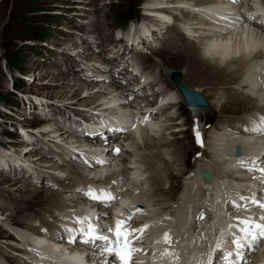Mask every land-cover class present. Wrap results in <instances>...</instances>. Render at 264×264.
I'll use <instances>...</instances> for the list:
<instances>
[{"label":"rangeland","instance_id":"rangeland-1","mask_svg":"<svg viewBox=\"0 0 264 264\" xmlns=\"http://www.w3.org/2000/svg\"><path fill=\"white\" fill-rule=\"evenodd\" d=\"M6 1L0 0V250L5 252L8 256L19 258L17 252H23V250L18 249L16 247L17 245L14 243H11V245L10 242L8 243L7 241L2 240L7 238L13 240V238H15L14 235H7L8 233L5 234L6 231L24 232V230L27 229L25 226L29 225L35 226V228L38 229L39 227L41 229H44L42 227L44 224L40 225V221L38 220L39 215H37V213H45V209L43 208L47 207L45 204L48 203L45 201L47 199L46 196H51V190L54 191L55 189H57L58 191H61L59 193H53L55 196L58 195L63 198L62 200L58 201V206H60L57 209H54L58 214H64L68 212V210H65L68 203L70 205H74V203L68 201V199L77 200L78 204L83 205L84 197L81 198L82 193L78 191V188H73L72 190H68V188L62 187L60 188L59 185H61V183L58 181H54L52 177L47 179V181L49 182H42V177L35 178V181L31 180L34 179L33 175L31 179H26V175L30 176V170H28L26 166H24L23 164H19L18 166L17 162H11V160L4 161L2 156L4 155V158H6L7 155L18 157L19 163H22L21 160H33V162L36 163H33L34 165H39L45 168V170L47 169L46 173L49 172V175L54 176L56 174L57 176L54 177H59V174L57 173L59 172V167H56V165L61 163L66 164V162H63L59 157H53L52 159V156L43 154L44 152L41 149L32 147L33 144L31 143H36L37 139L40 138L41 140L53 145L54 143H56V141H60V144L56 143L57 146L59 145L61 147H64L65 145L66 147L65 140L67 139L65 138L66 134L63 133V131L66 130L68 133V130H73V126L70 127V125H68L69 123L68 121H65L64 115L66 117L69 114L73 118V120L82 121L81 119L83 118V116H81L82 118L80 119H76V115H83L86 112L92 111L95 104H90V101L93 102L98 98L97 96H88V93L91 90L94 91V89L101 86V80L104 81L103 77H94L92 76V74H90V78L86 77L87 74L91 71H88V73L84 76L82 74V72L84 73L85 71L83 69L84 65L81 66L80 64V66H76L78 64V61L83 60L85 64H88V62H90L91 60L94 61L95 59H99L100 61L97 63H101L100 65H105L107 63L106 57H108V55L104 53V51H107L109 45L114 44L115 38H118V36L116 35L118 33H122L123 31V34H121V36L119 37L122 38L123 35L125 36V34L128 32L132 34L141 32V29L143 30V28L139 26V21H142V18H144L143 15L147 14L148 11H146L147 9H145L146 7H144V0H91V2L84 0H13L12 2V0H10L8 3ZM162 1H166L167 3H174L173 0ZM252 1L262 3L261 0H244L239 4L236 3V5L238 7L244 6L247 8L249 7L250 2L253 4H257ZM166 2L165 5H167ZM82 4L88 5V7H83L81 6ZM173 10L178 15H181V13L175 11L179 10L178 8L174 7ZM79 11H81L80 14L75 13ZM131 12L137 13V16L132 18L127 17ZM126 17L128 20L125 22L123 20ZM236 18L234 20H236ZM169 19L171 20V22H166V27L170 26L172 23V18ZM229 22L232 24L238 23V25H240L239 22L241 21L233 22L229 20ZM222 23L224 24V26H228L224 21ZM135 28L136 31L134 32ZM168 31H170V29H168ZM262 33L263 32H261V34ZM167 36L168 35L164 33L163 37L166 38ZM116 40L120 41L121 39ZM148 40H151V42L153 41L152 38H148ZM160 41L161 39L157 40L156 42L153 41L155 42V46L152 47L153 52L150 46H145V50L148 53H143L144 60L140 55H138L139 52H137V49H133L132 54H130L131 56L137 55L136 59L134 60L141 65H143L146 61L149 62V69L152 72L151 75L152 77H154V79H165L160 74L161 67L159 68L158 66L160 60L162 62V65H167L171 68L179 69L181 70V73H184L187 65L186 62L188 61L182 56H179L176 59H172V57H174L176 53L174 52L175 54H173V50L169 51L163 49V46L165 47L166 45H164ZM96 43H99V48L95 47ZM115 43L119 45L120 48H122L123 44L117 41ZM85 46L86 48H84ZM236 48L237 46L234 49ZM89 49H91L92 51H89ZM157 50L161 52H157ZM122 54L124 55V53ZM65 55L67 57L75 56L79 59H77V61H67V67H64V60H60L64 59ZM10 59L16 60L17 63L15 64L17 66L13 63H10L9 61H6ZM183 66L185 67L183 68ZM153 67H156L157 69L154 68L153 70ZM47 69L48 71L45 72V70ZM50 71L53 72V74H49ZM126 71L127 70L122 69L121 71H119V74L123 75ZM95 73L99 74L98 71H95ZM102 73L106 72L102 71L101 74ZM109 73H111V71H109ZM128 73L130 74L131 71H129ZM54 78L59 81L54 80ZM118 79V72H115V77L111 78L109 75L107 81L116 82H113L112 86L109 85L110 82H107L108 84H105L109 85L112 88H115L114 91H117L119 87H116L117 85L114 87L115 83H119L122 86V83H124L123 80H125L122 79L118 82ZM88 83H90L91 86ZM94 83L100 84L95 85ZM165 83L160 82L158 84H161L162 87L165 88ZM105 84H103L102 86H106ZM166 84L168 85V83ZM48 86L54 87V90L67 89V91L63 92L62 97L58 98V96L55 95V92H51L50 89L47 88ZM86 86L88 87L86 88ZM169 87L172 88L170 84ZM237 87L238 86H236L235 88ZM72 92L74 93L72 94ZM226 92L227 91H225L224 94L220 93V95L224 96ZM238 92L240 93V91ZM113 93L116 94V92ZM78 94L79 96H77ZM223 100L224 98L220 99L218 104H220V102H223ZM75 101L77 102V104H73V106L70 105ZM250 101L247 104L246 111L253 110L255 108L253 104L254 99H251ZM42 104L49 105L51 107L53 106L55 108L57 107L59 108V111H44L42 110L44 106H40V109H36L39 105ZM118 104L119 102H114V105L111 104L112 107L109 108L115 109V105L117 106ZM181 107L182 108L177 107L172 110V113L178 112V116L174 117L172 120H168L170 122L167 125V127H170L169 129H165L166 125L164 123H160L161 127L159 126V135H157L156 137L149 136L146 140L152 144H157L158 149H156L161 153V160L163 162L156 161L155 167L158 165L156 168L160 166V170L162 169L161 171H159V173L153 170H150L148 172L146 171L145 181L142 183V191L141 194H139V198L142 196L141 198H146L150 201V203H154L149 207L151 208V210L157 212L163 210V207L167 206V204H174L171 207V210L173 208V213L181 209V207V212H183L186 206H191V203L188 202L193 198V192L196 191L195 189H193L192 192L190 191L191 186L194 183H192L191 181L193 179H195L196 182L198 181L197 177H193V175H195V167H192L193 165L197 164L195 162L202 163L205 161V164H207V160L208 162H210L207 164L210 170H216L217 173L219 171V166L217 168V165L212 162L215 157L210 156V150L208 151L207 149L209 145H211L210 143H213L215 140L213 139L212 135V137L210 138L211 142L206 148L207 152L201 155V159H199L200 157L196 158V155L193 156L194 152L198 149L191 142V133L194 136L199 134V129L197 128V126L200 125V122L203 123V126L211 121L214 123L217 122L216 129H218L223 125L219 122H223L222 120L226 116H237L236 114H232L233 112H231L230 109H227L228 107L224 108L225 112H219L218 110H214L215 112H211L206 111L205 109H200L202 112H198L197 120L195 121L192 119L190 111L185 109L183 105ZM169 113L171 114V112ZM62 118H64V123H62L61 121ZM51 130L55 131L51 132ZM145 131L146 130L143 128L142 134H145ZM48 132H50L49 136H47ZM162 132L165 133L164 139L172 144L168 145L160 141L159 138L161 137ZM51 133H53V135ZM59 133H61L62 135H59ZM146 133L148 134L147 131ZM211 134L213 133L211 132ZM71 136L73 137V134H71ZM71 136H69V138ZM69 138L67 141H69L70 143ZM26 144L29 145L27 146ZM39 144L41 143L39 142ZM141 147L142 149L138 152V154L139 157H143V159H149L150 155H152V152L156 150L154 148L151 150V152L145 147ZM58 149L63 150L60 149V147ZM213 150L214 149L212 147L211 151L213 152ZM35 154H43L44 156H36ZM42 157L44 158L42 159ZM129 159L130 157H127V161H129ZM217 160L220 161L221 159L219 160L217 158ZM76 161L80 163L81 160L79 161L76 159ZM164 162H166L167 164H165ZM81 165L83 164L81 163L78 166L74 165L73 168L77 167L78 170L84 171L85 168L83 169V166L81 168ZM128 165H131V163L129 162ZM145 165L146 164H144V166ZM16 170H27L28 172H25V175H19L15 174ZM221 170L222 169H220V171ZM66 171L68 172L69 170L65 168L64 172H62L64 174L63 177L59 178L63 179L65 177V174L67 173ZM189 171H191V176L193 177H191L192 179L187 177L181 178L183 174L185 176L189 175ZM155 172L160 176L162 175L161 177L163 178V189H157L158 186L153 183V180H151V177L155 174ZM64 181L67 182L66 180ZM2 187L12 188L13 197L11 196L9 198L8 194L2 190ZM154 191L157 194L155 197H153L154 195H152V192ZM145 194H147V196H145ZM197 196L198 193H196V197ZM64 198L66 200H64ZM155 198H162L163 202L156 205L154 201ZM23 200H25V202H23ZM177 202L178 204H176ZM34 214V219L23 217L24 215L32 216ZM9 217L14 218L16 222H13V220ZM43 218H45L49 222L47 223L48 228L46 230H50L51 228H53L51 224L57 226L59 222L62 223L58 216L53 217V215H45ZM20 234L21 233H19L18 235L20 236ZM22 235L24 236V234ZM19 243L20 242L18 241L17 244ZM261 246L262 244L256 246V249L258 251H255L257 253L262 251L260 248ZM261 253L264 255V251H262ZM6 259L5 256L0 255V260L3 262V264H5L4 261H7ZM6 263L10 264L9 262Z\"/></svg>","mask_w":264,"mask_h":264},{"label":"bare ground","instance_id":"bare-ground-1","mask_svg":"<svg viewBox=\"0 0 264 264\" xmlns=\"http://www.w3.org/2000/svg\"><path fill=\"white\" fill-rule=\"evenodd\" d=\"M84 1H90L91 2V0H84ZM173 1H174V3H171V2L167 3L166 1H162V0H144L143 4H144V7H146L145 9H147L146 11H148L147 12L148 15L144 14L143 15L144 18H142V21H140L139 26H141L143 28V30L141 29V32H138L137 34L136 33L132 34V33L128 32L125 34V36L123 35L122 38H119V37L115 38V42L117 41L119 43L120 42L124 43L123 48H120L119 45H117L114 42V44L108 46L109 49H107V51H104V53H106V54L109 52L112 54V58L106 57L107 63L111 64L112 66L114 64H116L115 70L113 68V71H111V73H109V75L111 78H113V77H115V72L119 73V71H121L122 69H125L127 71L122 75L123 77H121V78L125 79L127 77L126 75H129L128 67L125 66L123 68V65L120 66L119 65L120 61H119L118 57L122 53H124V55H128L129 53L132 54L133 49H137V52H139V50H142V48H143V47H141L142 45L143 46L148 45V46L154 47L155 42L157 40H160V39H161L160 42L163 43L164 45H166L165 47L163 46V49H166L169 51L173 50V54L176 53V55L174 57H172V59H174V58L176 59L179 56L184 57L188 61V62H186L187 65L185 63V65H186L185 72L181 73V70H179V69H176V70H179L181 78L188 88L201 92L204 95V97L209 101L208 103H209L210 107L206 108L205 110L211 111V112H213L214 110H216V111L218 110L219 112H225L224 108L228 107L227 109H230V111L233 112L232 114L237 115V116L228 115L223 120L221 119L223 122H219V123H221L223 125H222V127L215 130L217 135L213 136V139H215V140L213 143H210L214 149L213 151H214L215 156H217L218 158L219 157L221 158V160L219 159L220 161H218V160L216 161L215 159L214 160L212 159L213 160L212 162H214V164L217 165V168L219 166L218 173L220 174V177H222V178L227 177L226 181L228 182L227 183L229 185L228 187L232 188L231 193H234L235 185L237 183H241V181L244 180V178H241L238 175H234V172L237 171L236 169L230 168L229 171H226V170L220 171V169H222V166H224L225 163L226 164L231 163V161H232L229 158L224 159V157L226 156L227 148L232 144H237V142H243L242 141L243 139H253L254 140V141H244L243 142V144L246 145V150H249L252 148L255 149L256 147H264V134H260L258 137H254V136L249 135V134H253V132H249L247 130L248 128H250L252 126L254 121L259 122V118L261 116H264V104L261 103V99L263 98V100H264V80H262V79H264V32L261 34L262 31L259 30L262 25H260L258 23L253 24L251 21L243 19V18H245L243 12L249 14V12H248L249 7H247V8L244 6L238 7L236 5V3L231 4V0H216L217 4H215L216 6L221 7L222 9L229 7V6L232 7L231 8L232 10L226 9V10H222V12L219 13L220 15L227 18V19H222V20L225 23H227L226 25H228V26H224V24L222 22L220 23V21H221L220 17H214V16L210 15L209 13H207V10L209 9V7L212 6V1H214V0H173ZM261 1H262V3L258 2L259 4L257 2H254V1H252V2L257 3V4H254L253 6L259 7L262 11V10H264V0H261ZM165 2L167 3V5H165ZM162 3H164V4H162ZM191 4H193V5H191ZM244 4H245V2H244ZM156 5H160V6H163L165 8L162 10H159L155 7ZM81 6L88 7V5H83V4ZM172 7L178 8L179 10H175V11H177L178 13H181V15H178L177 13H175ZM193 9H195V10H193ZM230 12H232V13H230ZM75 13L80 14L81 11L75 12ZM157 14H158V17L155 16ZM177 15H178V17H177ZM160 16L163 19L168 18L167 20H170L169 18H172L171 25L166 27L165 26L166 21L163 20ZM232 16H234V17H232ZM236 17L238 18V20ZM235 18H236V20H234ZM229 20L233 21V22L234 21L235 22L241 21V22H239L240 25H238V23L237 24L230 23ZM213 24H214V28H216V29H211V28L207 27V26L213 25ZM244 28H247V29H244ZM165 29H166V31H165ZM168 29H170V31H168ZM135 31H136V28L134 29V32ZM164 33H166L168 35L166 38L163 37ZM148 38H150V39L152 38L153 41H155V42H153V41L151 42V40H148ZM116 39H121V40L119 41ZM123 39H124V41H123ZM98 44L99 43L95 44L96 48H99ZM236 46H237V48L234 49ZM84 48H86V46ZM127 48L129 49V51L126 53L125 51ZM121 49H123L124 52L122 51V53L120 54ZM151 50L153 52V48ZM158 50H157V52H161ZM89 51H92V50L89 49ZM138 55H140L142 57V59L144 60V54L142 53V51H140L138 53ZM77 59H79V58H76L75 56L67 57L65 55L64 59H62L60 61L64 60V63H65L64 67H67L66 66L67 61L68 62L75 61V60L77 61ZM103 61H105V60H103ZM97 62H99V59H95L94 61L91 60L90 62H88V64H85V62H83V60L82 61L80 60V61H78V64L76 66H80V64H81V66L84 65L83 69L85 71H84V73L82 72V74L84 76L88 73V71H91L87 74L86 77L90 78V74H92V76H94V77L95 76L97 77L98 73L96 74L95 71H98L101 67H107V64H105L106 66H101ZM158 66H159V68L161 67L160 68L161 76H163L165 78L164 70L169 69L171 67H169L167 65L166 66L162 65L161 60L158 64ZM184 67L185 66H183V68ZM154 68L157 69L156 67H153V70H154ZM83 69H82V71H83ZM172 69H175V68H172ZM46 71H48V69L45 70V72ZM149 73H151V71ZM49 74H53V72L50 71ZM157 74H159V73H157ZM102 75H106V73H102ZM133 77H137V76L133 75ZM54 80H57V79L54 78ZM103 80L104 81L101 80L102 85L105 84V82H110L109 85L112 86V83L116 82V81H107V79H103ZM120 80L121 79H118V82ZM165 80L168 81L166 78L165 79H162V78L161 79H157V78L152 79V81L149 82L147 84V86L152 87L154 85H157L160 82L165 83L166 82ZM57 81H59V80H57ZM57 81H55V82H57ZM68 82H70V81H68ZM166 83H168V85ZM166 83H165L166 87L164 88V89H166L165 90L166 96L167 97H175V98L179 97V102L177 101V103L175 105H177V107H179V108H182L181 107L182 104L179 105L181 103L180 95H178L177 92H175L173 90V87L172 88L169 87V84L171 85V83L169 81ZM88 84L91 86L90 83H88ZM99 84L100 83H96L95 85H99ZM118 84L115 83L114 87L117 85L116 87L121 88L122 86L120 84L119 85ZM102 85L99 86L98 88L94 89V91L91 90L88 93V96H92V97L97 96L98 98L93 102L90 101V104H95V106H93L92 111L86 112L83 115L82 114L76 115L77 116L76 119H80V118H82L81 116H83V118L81 119L82 121L73 120V118L69 114L66 117L64 115L65 121H68V123H69L68 125H70V127L73 126L72 127L73 130H71V129L68 130L69 131L68 133L66 130L63 131V133L66 134L65 138L67 140H68L69 136H71V134H73V137H74L78 133H81V132L82 133L83 132L94 133L95 131L100 130L106 126V124L103 123V121H101L100 118L104 117V116L109 118L111 111H109L107 108L112 107L111 104L114 105V102L115 103L119 102V104H120V101H119L118 97H115L116 94H114L112 92V91H114L115 88H112L106 84H105L106 86H102ZM253 85L256 86V88H257L256 91H253L254 90V88H252ZM88 86H86V88ZM163 86H164V84H163ZM236 86H238V87L235 88ZM47 88L50 89L51 92H55V95L58 96V98L62 97L63 92L67 91V89H58V90L56 89V90H54V87H52V86H48ZM169 90H172V91H169ZM235 90H236V92L240 91V93L239 92L236 93ZM225 91H227V92L224 96L220 95V93L224 94ZM73 93L74 92H72V94ZM156 94H158V92H156ZM251 95H254V97ZM77 96H79V94ZM222 98H224L223 102H220V104H218L220 99H222ZM251 99H254L253 104H254L255 108L253 110L246 111L247 104ZM92 100H94V99H92ZM149 103H150V101L147 100V101L143 102L140 106L144 107V106L148 105ZM73 104H77V102L76 101L72 102L70 105L73 106ZM119 104L117 106L115 105V107L116 108L118 107L120 109L123 106H125V105H119ZM171 104H173V103H171ZM40 106H44V108L42 109L44 111L45 110H47V111L50 110V112H51V110H53L54 112L59 111V108H57V107L55 108L53 106L51 107L49 105H44V104L39 105L36 109H40ZM172 106H174V105L165 106L162 109L164 119H162L161 124L164 123L166 125L165 129L170 128L169 126L167 127V125L170 123L168 120H172V117L169 114L164 115V113L169 112L171 110ZM211 107H212V109H211ZM196 111L200 112L201 110L196 109ZM68 112H69V110H68ZM158 114H159V111H152V112L148 113V115L152 118L156 117ZM214 114H216V113H214ZM64 118H62V120H61L62 123H64V121H63ZM97 119H98V121H97ZM135 122H136V128L130 132L129 138H134V133L138 134V132H140V135L142 136V129L143 128L147 131V129L145 127L142 128L139 125L138 120H136ZM161 124L157 123L154 119L152 121V126L160 128ZM54 131L51 130V132H54ZM146 131H145V134H147ZM49 133L50 132H48L47 136H49ZM61 133H59V135H62ZM51 134L53 135V133H51ZM44 135H46V134H44ZM164 138H165V133L163 132L161 137L159 138L160 141H162L164 144L165 143L168 145L172 144V143L166 141ZM69 139H71V137ZM85 139H87V138H85ZM67 140H65L66 147H65V145H64V147L67 149L68 154H69V151H71L72 154L79 156L81 153L78 150H69L68 144H71V143H69V141H67ZM39 142L42 145L39 144ZM72 142H73V140H72ZM135 142L136 141H134V143ZM249 142H251V143H249ZM31 144H33L32 147H34L36 149H41L44 152L43 154H47V155L52 156V159H53V157L58 156V153L60 151L58 149L59 147H60V149L64 148V147H61L59 145L57 146L56 143H54V145L49 144L48 142H45V141L41 140L40 138L37 139L36 143H31ZM243 144H242V148H243ZM26 145L28 146L29 144H26ZM40 146H41V148H40ZM143 147H145L147 150L151 151L152 149L157 148V144L155 145V144H152L148 141H145L143 144ZM141 149H142V147L139 145V147L137 148V153L139 151H141ZM157 149L153 152L151 151L152 155H150L149 159H145V158L143 159V157H140V159H141L140 163L146 164L145 166H144V164L141 165V166H143L142 168L144 169L145 172L153 170V171H156L157 173H159V171L162 170V169L160 170V166L158 168H156L158 165L155 167L156 161L163 162L161 160V153ZM243 151H245V148H243ZM210 153H211L210 156H214L213 152L211 151V148H210ZM43 154H37V155L38 156H44ZM105 154H108L109 157L112 155V154H110V152H106ZM30 155H31V153H30ZM127 157L128 158L130 157L129 161H127ZM2 158L4 161L5 160H11V161L13 160L12 162H14V161L17 162L18 166H19V164H23L24 166H26V168H28V170L31 171V172L29 171L30 176L26 175V177H27L26 179H31L32 175H33L34 179L42 177L43 178L42 182L43 181L49 182V181H47V179L52 177V179H54V181H58L61 183V185H59L60 188L61 187L62 188H68V190H72L73 188H79L80 186H82L80 188H85L86 183H84L83 185H80L81 180H85V178H86L84 171L78 170L77 167L73 168L74 165L78 166L81 163L83 164V168H84V163L80 160H79L80 161V163H79L74 158L72 160V158H69V157L64 158L61 156L60 158H62L64 160V162H66V164L65 163L57 164L56 167H59V172H57V173L59 175L63 174L62 172H64L65 168L67 170H69L68 172L66 171L67 173L65 174V177L63 179H61L59 177H54V176L49 175V172L46 173L47 169L45 170V168H43L39 165L38 166L34 165L36 163L33 162V160H29V159L24 160V161L21 160L22 163H19L18 162L19 158L12 156V155L11 156L7 155L6 158H4V155H3ZM43 158L44 157H42V159ZM111 158L113 161H112V163H107L109 166L106 164V165L100 166V167L89 168L88 170H85V171L87 173H95L93 171H96L99 178H108L109 177V178H114V179L118 180L120 178H123L124 174L127 176L130 175L128 168H126V167H128L127 165L129 162L132 164V161H134L135 165L138 164V158L135 159V156L131 152L130 153L129 152H122V153L118 154V156L113 154L111 156ZM248 159H250V157ZM29 161L32 163H30ZM164 163L167 164L166 162H164ZM206 163L208 164L210 162H208L206 160ZM120 164L122 165V167ZM207 164H205V161H204L202 163L195 164L196 167L193 165L192 168H194V167L196 168L195 169L196 175H197V170H200V169H206L208 171H211L208 168ZM0 166H1V164H0ZM4 166H5V164H4ZM9 167H10V165H9ZM136 167H138V166L136 165L135 168ZM81 168H82V166H81ZM233 168H236V167H233ZM56 169H58V168H56ZM112 169H117V170L111 171ZM100 171H105V172L100 173ZM1 172H2V170H1ZM25 172H28V171L27 170L26 171H24V170L23 171H17L16 170L15 174L25 175ZM156 172L151 177V180L154 181L153 183L155 185H157L158 186L157 189L160 190V189H163L162 188L163 178L161 177L162 175L160 176ZM189 172H190L189 175L185 176L183 174L181 176V178L187 177V178L192 179L193 177H195V178L198 177V175L197 176L193 175V177H192L191 171H189ZM223 172H226V174L224 175ZM238 172H240L242 174L241 170H238ZM228 177L229 178L231 177L232 180H234V181H229ZM64 180H66L67 182H65ZM193 180L191 182L196 183V180L195 179H193ZM86 182L88 183L90 181L87 180ZM137 183H138V180H137ZM137 183H135L133 185H134V188L139 190L137 192V194H138V193H141V190H142L141 184L142 183H140V184H137ZM260 184H262V183H260ZM238 187H240V185H238ZM60 188H59V190H60ZM2 190L8 194L9 198L12 196V193H13L12 188H3L2 187ZM190 191H191V189H190ZM59 192H61V191H58L57 189H55L54 191L51 190L50 191L51 196H49V197L46 196L47 199L45 201L48 203L45 204L47 207L43 208V209H45V211H44L45 213L44 214L37 213V215H39L38 220L40 221V225L44 224L42 227L45 230L48 228L47 223H49L45 218H43L45 215H53V217L54 216L59 217V219L62 221V223L59 222V224L57 226L56 225L54 226L50 223L51 226H53V228H51V229H56L58 232L60 231L59 230L60 225H63V224L67 225V223L72 222L70 217H69V212L64 213L65 212L64 211L63 212L64 214H61V213L58 214L54 210L55 208L57 209L60 206V205L58 206V201L63 199L60 196H58V195L55 196L53 194V193H59ZM65 192H69V191H65ZM137 194H135L136 195L135 197H131V199H135L138 201L139 195L137 196ZM152 195H154L153 197H155L157 194L154 191V192H152ZM145 196H147V194H145ZM185 196H186V194H185ZM141 197H140V202H141ZM64 200H66V199L64 198ZM68 201H70L74 204H77L78 209L86 208V209H94L95 210V208H96L95 204L89 203L88 207H86L87 204L84 203V205L82 207V206H80V204H78L77 200H69L68 199ZM154 201L157 205V204L162 203L163 199L162 198H155ZM23 202H25V200H23ZM194 202H195V200H192L193 204H194ZM141 203L143 204L142 208H143V206H146V204L144 202H141ZM152 204H154V203H152ZM73 206H74L73 204L70 205L68 203L65 210H67L68 208L73 207ZM149 206H151V203ZM172 206L173 205H167V206L163 207V209H166L170 214H172V212H173V208L171 210ZM97 209H99L98 206H97ZM181 209H182V207H181ZM160 212H156V213H160ZM192 213H193V211H192ZM224 214H225V211H224ZM13 215H14V213H13ZM34 216H35V214L32 216L24 215L23 217L28 218V219H34ZM102 216H106V215H102ZM10 219H12L13 222H16L14 220V218H10ZM146 219H147V217H146ZM178 219L181 222V223H179L180 226H184V222L186 224L184 213L179 215ZM53 220H55V219H53ZM56 221H59V220H56ZM25 227L29 230H32V233L34 235H33V237H31L32 236L31 235L30 239H33V242L40 244L42 247L51 248L49 246V244L43 245V242L36 241V240H42L43 239V238L38 236L40 233V230L35 231L36 228H35V226H32V225L31 226L30 225L25 226ZM27 229H25L26 231L24 230L25 234L31 233V231H28ZM5 234L14 235V237L16 239L13 238V240H11V239L7 238V239H2V240L8 241V242L14 243V244L18 243V241H19L18 239H20V238L17 234H15V232L6 231ZM58 237H59V235L57 233H55V232L52 233L53 239L58 238ZM2 238H5V237H2ZM14 240H17V241H14ZM263 242H264V240H263ZM259 244H260V242H259ZM52 245L54 247H56L55 249L57 251V256L64 258L63 259L64 262L70 263L71 257L69 256L68 252L66 250H64L63 248L60 249L58 244L52 243ZM164 245H167V244L164 243L162 240H160V246L162 247ZM263 245L261 247H263ZM256 246L257 245H255V248L251 249L252 251L250 254L254 255L253 258L251 259V262H253V264H264V259H263L264 255L261 253L263 250L262 251L260 250L261 252L257 253L256 251H258V250H256ZM23 247L25 250L24 253L26 255L19 256V258H17V257L15 258L13 256L12 257L8 256V255H6L5 252L0 250V255L5 256V259L7 258L6 259L7 261H4L5 264H6V262H9L10 264H26V262H27L26 260H27V256H28V250L26 249L25 243H24ZM74 248H76V246ZM160 250H161V253L164 252L163 247ZM87 251L89 252L88 254H86V258H88V259H94V258L100 259V258H102L100 256L97 257L95 254H92L91 250H87ZM83 254L84 253L78 249H77V251L73 252V255H76V256H82ZM196 254L197 253L193 254L192 257H195ZM200 256H202V255H200ZM248 256H249V254H248ZM259 257H260V259H259ZM30 259H31V257H30ZM99 263L101 264L100 261H99ZM178 263H180V262H178ZM244 263L252 264V263L248 262V260H246V259L243 261V264ZM27 264H29V263H27Z\"/></svg>","mask_w":264,"mask_h":264},{"label":"snow or ice","instance_id":"snow-or-ice-1","mask_svg":"<svg viewBox=\"0 0 264 264\" xmlns=\"http://www.w3.org/2000/svg\"><path fill=\"white\" fill-rule=\"evenodd\" d=\"M241 0H231V3H240ZM249 132L253 133H264V116H261L259 118V122L254 121L252 126L247 129ZM113 151L116 154H119L120 149L115 148ZM239 167H246L245 163L241 161L238 165ZM260 171L264 172V168L260 169ZM208 177H206L207 179ZM115 183V182H113ZM80 191V190H78ZM86 196L91 197L93 200H101L105 202L106 207L111 206V202L114 201L117 197L114 196L110 192H104L101 190V193L97 195L95 191L91 188L87 190V192L84 193ZM239 200L241 201H249L251 200L252 203H254L259 209L264 210V202H261L259 200H256L255 197L249 198L244 196H239ZM237 209L243 207L244 205L235 204L234 205ZM132 216H128L124 219H117L116 220V226H115V241H112L109 239V236L106 235H98L97 233L107 231L109 233L113 232V229L111 226L105 228H97L91 223L92 218L88 216L84 217H77L75 218L72 223L75 224H81L82 227L79 229L76 228H69L66 224L63 226V230L72 235L75 232H79L80 236L82 237L81 242L85 245H90L96 252H99L101 254L108 253V254H115L116 256H120V252L117 250L118 248H122L126 250V252L129 255L135 254L138 251H141L140 249H137L135 247H131L135 240L140 239V237L135 236L134 234L136 232L143 233L144 229L148 227V225H144L143 228L140 229H132L130 224H128V221L132 220ZM201 217H197V219H201ZM238 219V225H232V227H238L239 229V236L233 235L229 241V245H235L234 252L231 250H227L222 252L223 259L228 262V264H235V261L230 260V258L235 255L236 257L243 260V254L242 250L246 246H254L257 245L260 241L264 240V223H261L259 221H264V215H261L258 220L256 218H253L251 216L247 218H237ZM83 225H86L84 227ZM77 237L75 235H72V239L69 241V243H75ZM96 241L104 242L102 244H97ZM163 242L166 244L171 243V237L168 232L164 233L163 236ZM222 248V245H217V250H220ZM162 255L169 256L172 255L170 253L169 249H165ZM51 259V257H48ZM121 258V264H127V261H125L124 257L120 256ZM106 264H111V261H106ZM208 264H211V258L208 261Z\"/></svg>","mask_w":264,"mask_h":264},{"label":"water","instance_id":"water-1","mask_svg":"<svg viewBox=\"0 0 264 264\" xmlns=\"http://www.w3.org/2000/svg\"><path fill=\"white\" fill-rule=\"evenodd\" d=\"M164 71L166 77L172 80L173 83L177 86L183 96L185 105L188 106L193 113L196 112V109H206L210 107L208 101L201 92L192 90L185 85L181 78L179 70L169 68L165 69ZM235 155L239 156L240 151L236 150ZM200 174L202 175L203 179H210V175L208 173L201 172ZM206 177L208 178L206 179Z\"/></svg>","mask_w":264,"mask_h":264},{"label":"trees","instance_id":"trees-1","mask_svg":"<svg viewBox=\"0 0 264 264\" xmlns=\"http://www.w3.org/2000/svg\"><path fill=\"white\" fill-rule=\"evenodd\" d=\"M6 1V0H5ZM10 0H7L6 2L8 3ZM12 2H13V0H12ZM137 16V13H133V12H131V13H129L128 14V16L127 17H130V18H132V17H136ZM127 17L123 20V21H127L128 19H127ZM6 61H9L10 63H13V64H15V63H17V61L16 60H12V59H10V60H6ZM16 65V64H15ZM17 66V65H16Z\"/></svg>","mask_w":264,"mask_h":264}]
</instances>
